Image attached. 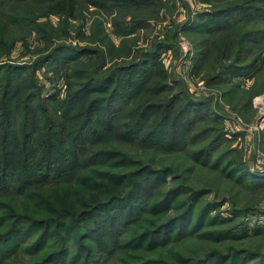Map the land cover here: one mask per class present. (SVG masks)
<instances>
[{"label": "rangeland", "instance_id": "obj_1", "mask_svg": "<svg viewBox=\"0 0 264 264\" xmlns=\"http://www.w3.org/2000/svg\"><path fill=\"white\" fill-rule=\"evenodd\" d=\"M0 1V145L19 117L40 153L30 165L52 141L65 151L47 183L23 182L35 174H23L17 150L21 181L5 188L0 215L77 185L88 172L77 159L85 165L94 141L155 171L134 199L147 210L109 209L77 226L75 256L35 264H82L78 247L90 256L83 264H264V0H69L71 17L55 0ZM96 98L83 149L68 154ZM42 231L0 243L14 250L2 264L37 257Z\"/></svg>", "mask_w": 264, "mask_h": 264}, {"label": "trees", "instance_id": "obj_2", "mask_svg": "<svg viewBox=\"0 0 264 264\" xmlns=\"http://www.w3.org/2000/svg\"><path fill=\"white\" fill-rule=\"evenodd\" d=\"M68 1L69 0H55L54 6L56 9H54V11L61 15L67 13V16H74L76 6L75 4H70V9H67L69 6ZM164 72H166V70ZM96 81L95 79L90 80L91 84H94ZM13 83L14 81L12 79L7 81L6 88H8V93L12 92L11 87ZM11 96H14V94ZM74 97H78V94L74 95ZM11 101H7L6 106H8ZM102 102V98H96L92 101V104H90V110L86 113V118L82 123L80 133L77 134L76 138H73L71 149L66 150L68 154L82 151L83 147H80L79 141H84V137L87 133L86 131L92 126L93 122H96V108L100 106ZM26 107L27 110L33 109V105H27ZM17 108L19 109L20 107L18 106ZM20 109L22 110V108ZM25 112L27 113V111ZM27 114L30 116L34 115L31 112ZM44 119L47 121L49 120L47 117ZM17 121L20 124H18ZM23 126L24 123L22 119L17 117L15 122L14 120L8 121L5 131L1 134L2 141L5 143L0 145L2 150L1 159H3V161L0 159V198H2V195L9 193L8 189H5L7 186L15 184L14 186L17 189V184L21 181V179L20 181L18 179V171H20V168L16 164V157L18 155L17 150H21L24 154L25 165L23 164L22 166L23 174L32 166L28 162L35 160L34 156H36V152L39 153V150H36V148L30 144L32 137L30 134L31 132L21 131ZM78 129L75 128L74 130L76 131ZM24 133L23 145H20V148L17 146L15 147L13 138H18ZM99 134V129L95 130L93 137L89 140L86 139L85 143L94 140ZM49 136L52 138L55 135L51 132ZM59 138L60 141H63L65 137ZM95 143L96 141L90 146L84 147L85 153H87V156H83L85 165L82 159H77L78 163H76V166L79 165L77 168L84 166L88 170L87 173L77 177V185H73L69 190L65 187L64 191H62L63 188H60V186H54L55 192L51 194V197L48 199L41 198L31 210H28L29 212L22 213L14 208H8L6 213L0 215V243L18 234H37L39 229H43L38 235L40 240L37 241V244L34 247L33 244L30 245L34 248V252L30 254L37 257H34L28 264H35L37 261L47 256V262H53L63 257L66 253H72L71 250L75 243L73 233L77 226H79V232L82 233L84 228L81 225L84 222L95 218L99 214H105L109 209L121 208L125 211L138 209L141 212L147 210L145 207L143 210L137 208L138 206H135L134 199L141 196L140 191L145 180L147 181L149 177L148 174L151 175L155 173V171H149L152 170V167L150 168L149 166L143 165L142 161H135L129 153L121 149L102 148L94 150L93 146ZM25 145H27V147H24ZM54 148L55 144L54 141H52L49 143L46 153L44 154L45 157H37V162L32 166L31 176L35 174L34 177L30 179L29 177L25 178L23 182H30V180L33 181L34 179L38 182H47L51 176L53 178L59 176L57 173L54 175L52 174L56 172L54 171L56 163L64 164L58 163V160H60L59 155L65 153V151L58 150L53 152ZM74 164L75 163H71V166H74ZM114 169L128 170L125 173H118L115 172ZM150 208L153 210V206ZM188 208L184 213H188ZM175 218H172L169 222L175 220ZM162 225L166 224L164 223ZM160 226H158V228ZM93 228L94 227H90L86 230H88L89 233ZM82 236L83 234L78 238ZM49 238L51 239L50 241L48 240ZM83 243L84 241L78 242V245L80 246ZM23 247L27 248L25 246ZM78 250L79 253L75 259L76 263H86L90 256H87L88 253H84L79 247ZM0 253V264H2L5 259L9 258V256L14 253V250L9 252L6 251V247H4L1 249ZM72 254L75 256L74 253Z\"/></svg>", "mask_w": 264, "mask_h": 264}]
</instances>
